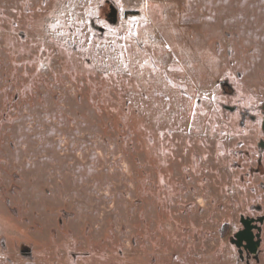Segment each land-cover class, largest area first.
Masks as SVG:
<instances>
[{
	"label": "rangeland",
	"instance_id": "1",
	"mask_svg": "<svg viewBox=\"0 0 264 264\" xmlns=\"http://www.w3.org/2000/svg\"><path fill=\"white\" fill-rule=\"evenodd\" d=\"M263 118L264 0H0V264H264Z\"/></svg>",
	"mask_w": 264,
	"mask_h": 264
},
{
	"label": "water",
	"instance_id": "2",
	"mask_svg": "<svg viewBox=\"0 0 264 264\" xmlns=\"http://www.w3.org/2000/svg\"><path fill=\"white\" fill-rule=\"evenodd\" d=\"M109 8H110V15L112 17V20L115 21V19H116V9L112 5H110ZM262 129L264 131V118H263V121H262Z\"/></svg>",
	"mask_w": 264,
	"mask_h": 264
},
{
	"label": "flooded vegetation",
	"instance_id": "3",
	"mask_svg": "<svg viewBox=\"0 0 264 264\" xmlns=\"http://www.w3.org/2000/svg\"><path fill=\"white\" fill-rule=\"evenodd\" d=\"M110 5L111 4H109V7H110ZM108 17L112 18L111 15H110V8H109V15H108ZM262 146L264 147V142H263Z\"/></svg>",
	"mask_w": 264,
	"mask_h": 264
}]
</instances>
